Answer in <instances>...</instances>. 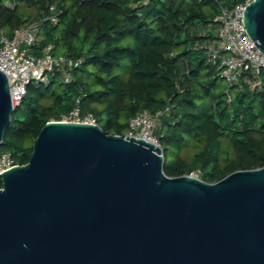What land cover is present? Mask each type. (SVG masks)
<instances>
[{"label":"water","instance_id":"1","mask_svg":"<svg viewBox=\"0 0 264 264\" xmlns=\"http://www.w3.org/2000/svg\"><path fill=\"white\" fill-rule=\"evenodd\" d=\"M241 25L264 53V0ZM15 109L0 70V144ZM160 146L48 121L0 175V264H264V166L167 176Z\"/></svg>","mask_w":264,"mask_h":264},{"label":"trees","instance_id":"2","mask_svg":"<svg viewBox=\"0 0 264 264\" xmlns=\"http://www.w3.org/2000/svg\"><path fill=\"white\" fill-rule=\"evenodd\" d=\"M241 1L0 0V32L35 24L33 54L51 45L79 60L68 83L51 74L27 85L1 149L25 164L40 128L76 105L120 136L137 112L167 107L156 129L167 176L197 172L213 183L263 167L264 71L224 87L206 58L220 7Z\"/></svg>","mask_w":264,"mask_h":264},{"label":"built area","instance_id":"3","mask_svg":"<svg viewBox=\"0 0 264 264\" xmlns=\"http://www.w3.org/2000/svg\"><path fill=\"white\" fill-rule=\"evenodd\" d=\"M250 0L235 3L231 8L220 7L215 20L218 26L215 39L206 48L207 62L214 66L218 74L228 84L236 83L242 75H257L264 71V53H262L247 35L241 25L242 13ZM53 11V6L49 8ZM35 24L14 28L10 33L0 32V70L7 77L11 104L18 107L27 93V85L32 81H43L48 73L55 74L62 83L71 79V69L79 64L66 54H53L51 45L41 54L28 53L35 42ZM255 85L261 81L256 79ZM167 107L164 111H167ZM164 111L151 113L142 110L131 116L123 136H133L160 146L156 134L157 124ZM62 122H76L97 125L95 116L81 112L76 105L61 115ZM17 164L7 151H0V175Z\"/></svg>","mask_w":264,"mask_h":264},{"label":"rangeland","instance_id":"4","mask_svg":"<svg viewBox=\"0 0 264 264\" xmlns=\"http://www.w3.org/2000/svg\"><path fill=\"white\" fill-rule=\"evenodd\" d=\"M34 12H35V10H34ZM215 31H216V27L212 28V32L215 33ZM28 53H30V54L32 53L31 47L29 48ZM58 54H63V53H58ZM51 78H52V75L50 73H48L47 75H45V80H43L42 82H46V81L50 80ZM31 82H32V85H36V83H37L36 80H32ZM221 83L223 84L224 87L228 86L226 81H224L223 79H221ZM12 115L14 118H21L22 117L21 111H15L14 110ZM50 121H54V120H50ZM0 151H3V149H1V147H0ZM190 175L198 178L197 172H193Z\"/></svg>","mask_w":264,"mask_h":264}]
</instances>
